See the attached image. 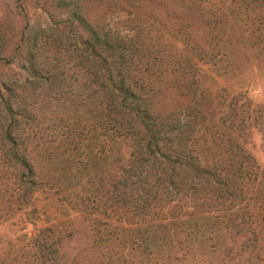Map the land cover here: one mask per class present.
<instances>
[{
  "label": "rangeland",
  "instance_id": "374dc122",
  "mask_svg": "<svg viewBox=\"0 0 264 264\" xmlns=\"http://www.w3.org/2000/svg\"><path fill=\"white\" fill-rule=\"evenodd\" d=\"M90 27L127 51L148 108L188 120L183 156L217 179L182 171L174 192L128 172L134 142L78 66ZM32 49L50 78L14 98L34 172L0 139V264H264V0H0V85Z\"/></svg>",
  "mask_w": 264,
  "mask_h": 264
},
{
  "label": "trees",
  "instance_id": "16d2710c",
  "mask_svg": "<svg viewBox=\"0 0 264 264\" xmlns=\"http://www.w3.org/2000/svg\"><path fill=\"white\" fill-rule=\"evenodd\" d=\"M95 15H91L93 21ZM68 22L73 23L71 19ZM89 37L81 42L83 48L79 50L77 56L80 58L79 68H87L88 71L96 77L99 91H106L108 98L107 109L109 114H115L120 118L114 123L112 129L120 130L124 128L123 137L132 139L134 148L129 155L130 169L128 172H134L133 177L144 179L145 172H164L157 173V181H161L168 186V189L175 192L177 188L179 172L184 171L193 177V183L205 184V177L214 179L215 173H208L202 169L199 162L194 157H185V150L182 147L185 144V135L191 125L188 120L171 119L169 116L160 113L156 114L146 104L143 96L137 92L136 88L129 81L125 73L127 69V51L117 43L113 36H110L104 30L90 27ZM35 49V48H34ZM28 52L27 63L24 64L28 75L21 80L14 82H5L0 85V107L2 122L0 124V139L3 146L9 145V151H13L16 162L22 165L23 169L34 172V168L29 160L19 153L18 129L25 120L31 118L27 109L28 104H18L14 99L18 96L19 89H28L38 87L43 82H49L45 73H50V69L45 71L44 65H40L35 50ZM58 60L53 66L56 69ZM18 82V84H17ZM100 93V92H99ZM26 105V106H24ZM169 120V121H168ZM194 130H190L193 134ZM176 139L175 144H171L172 139ZM174 145L167 150V143ZM144 175V176H143ZM216 175V176H215ZM147 181L142 182L146 184ZM217 183V180L213 181ZM139 180L137 178V182ZM195 184V185H198ZM218 184V183H217ZM194 185V186H195ZM165 186V187H166ZM170 191V190H169ZM148 200L140 207L144 212L148 209ZM146 202V203H145Z\"/></svg>",
  "mask_w": 264,
  "mask_h": 264
}]
</instances>
